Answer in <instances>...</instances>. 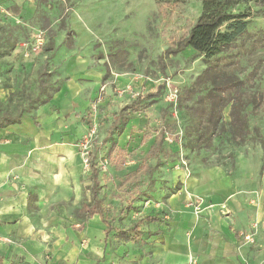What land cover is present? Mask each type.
<instances>
[{
	"label": "rangeland",
	"instance_id": "374dc122",
	"mask_svg": "<svg viewBox=\"0 0 264 264\" xmlns=\"http://www.w3.org/2000/svg\"><path fill=\"white\" fill-rule=\"evenodd\" d=\"M202 9V0H0V117L25 116L58 88L75 93V133L111 237L141 221L119 239L143 244L150 222L174 203L196 214L213 207L186 192V179L207 168L264 188V0L232 9L250 22L216 70L242 83L222 91L214 125L213 84L200 80L209 64L194 48L179 49ZM234 103L247 118L243 142L230 131ZM161 131L163 147L149 155Z\"/></svg>",
	"mask_w": 264,
	"mask_h": 264
},
{
	"label": "crops",
	"instance_id": "0c3cea01",
	"mask_svg": "<svg viewBox=\"0 0 264 264\" xmlns=\"http://www.w3.org/2000/svg\"><path fill=\"white\" fill-rule=\"evenodd\" d=\"M76 97L64 87L0 125V264H264V188L220 166L186 179L189 196L213 207L196 214L174 203L167 218L150 222L143 244L108 235L104 215L90 211L96 202L75 133Z\"/></svg>",
	"mask_w": 264,
	"mask_h": 264
},
{
	"label": "trees",
	"instance_id": "16d2710c",
	"mask_svg": "<svg viewBox=\"0 0 264 264\" xmlns=\"http://www.w3.org/2000/svg\"><path fill=\"white\" fill-rule=\"evenodd\" d=\"M241 0H202V12L196 23L192 26L188 36L179 44V49L192 47L201 54H204L206 62L209 64L208 69L201 75V82L210 80L213 87L206 94V98L210 101L209 121L211 125L216 123V113L218 109L226 106L222 91L233 89L239 86L241 79L234 76L221 77L216 70L219 65V54L231 46L238 37L242 36L248 28L249 13L235 12L232 9L238 5ZM70 31L67 32L69 34ZM53 38V36H52ZM53 43V40H52ZM178 49V50H179ZM177 51V50H175ZM59 90V88L57 89ZM145 97H138L136 104L142 101ZM52 99V95H48L41 104L47 103ZM133 107L128 105L124 109ZM134 110H138L133 107ZM121 113L119 116H121ZM232 127L230 129L234 138L243 142L248 134L247 118L243 115L240 109V104L232 105ZM124 116V115H123ZM22 116L12 117L4 122L0 117V125L11 124L18 122ZM119 118L116 120V125L119 123ZM123 122L127 124L129 118L124 116ZM115 126V125H114ZM203 134V133H202ZM156 143L152 145L149 155L157 156L164 142V132L158 133L155 139ZM94 200L96 206L91 208V213H102L100 208V199L95 187H93ZM104 221L108 224V222ZM141 221L137 222L132 229L119 230L118 235L121 238H129L130 231H136ZM108 227V233H109Z\"/></svg>",
	"mask_w": 264,
	"mask_h": 264
},
{
	"label": "built area",
	"instance_id": "2783aa9c",
	"mask_svg": "<svg viewBox=\"0 0 264 264\" xmlns=\"http://www.w3.org/2000/svg\"><path fill=\"white\" fill-rule=\"evenodd\" d=\"M87 146H84L83 149L81 148V153H82V157H83V161L85 163V166L89 165V156H88V152L86 148ZM243 237L245 238V241L249 242V243H254L255 242V238H254V234L252 232H247V231H242Z\"/></svg>",
	"mask_w": 264,
	"mask_h": 264
}]
</instances>
